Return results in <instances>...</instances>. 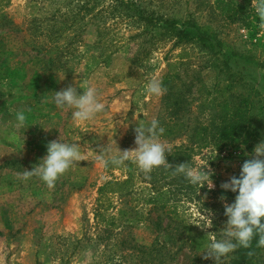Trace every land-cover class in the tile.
<instances>
[{
    "label": "rangeland",
    "instance_id": "obj_1",
    "mask_svg": "<svg viewBox=\"0 0 264 264\" xmlns=\"http://www.w3.org/2000/svg\"><path fill=\"white\" fill-rule=\"evenodd\" d=\"M141 1L209 28L234 59L225 63L218 48L197 42L136 36L141 28L116 17L111 0H89L90 12L81 9L85 0H0V264H215L202 252L223 235L224 204L236 195L221 185L238 177L264 142V26L255 12L264 0ZM153 77L165 89L159 97L146 93ZM68 86L78 94L95 88L106 110L93 121H73L70 109L51 101ZM177 95L185 101L180 111ZM243 99L256 123L237 141L218 143L212 126L220 124L222 106ZM19 111L27 116L24 129L16 126ZM152 119L172 149L167 162L206 167L212 188L164 166L145 174L131 163L95 161L94 150L108 139L121 151L135 148L136 124ZM60 139L87 145L84 161L53 188L37 176L18 179ZM207 210L211 227L192 224Z\"/></svg>",
    "mask_w": 264,
    "mask_h": 264
},
{
    "label": "clouds",
    "instance_id": "obj_2",
    "mask_svg": "<svg viewBox=\"0 0 264 264\" xmlns=\"http://www.w3.org/2000/svg\"><path fill=\"white\" fill-rule=\"evenodd\" d=\"M255 12L264 26V3L257 4ZM64 78L65 75L59 79ZM164 92L160 80L153 77L148 81L146 86L148 95L159 97ZM52 93L54 95L51 101L55 107L61 110L70 109L72 119L77 123L93 121L106 110L105 104L98 97L97 90L91 86L83 89V94H78L77 87L74 86ZM15 121L18 128L24 129L27 125V116L23 111H19L15 113ZM117 123L126 126L128 122ZM134 131L135 148L121 151L113 138L114 143H109L108 139L106 146L93 149L96 152L95 161L103 167H121L131 163L145 174L164 166L172 168L174 174L183 175L193 186L213 187L212 174L205 171L206 167H192L188 163H182L173 168L167 162L166 156L172 149L159 140V135L164 129L159 126L157 119L145 124H136ZM46 148V155L33 170H25L18 175V179L28 180L32 176H37L48 188H53L59 176L77 162L84 161L82 154H86L88 146L82 147L77 142L67 143L60 139L59 142H49ZM254 154V158L245 160L242 164L238 177L233 176L221 185L222 189L236 195L234 202L224 204V215L227 220L222 230L223 235L219 239L210 238L202 252L206 253L204 259H214L215 264H222L223 258L239 248H249L254 238L258 237L256 241L258 247H264V142L254 148ZM207 211L208 215L202 214L201 219L192 224L201 229L211 227L209 224V221L212 223L211 212Z\"/></svg>",
    "mask_w": 264,
    "mask_h": 264
},
{
    "label": "trees",
    "instance_id": "obj_3",
    "mask_svg": "<svg viewBox=\"0 0 264 264\" xmlns=\"http://www.w3.org/2000/svg\"><path fill=\"white\" fill-rule=\"evenodd\" d=\"M79 1L82 2L84 0ZM111 2L109 9L116 17L129 19L138 24L141 28V33L136 36L139 35L144 38L149 37L150 40L159 36H167L175 39L178 44L197 42L201 47L212 51L218 48L217 53L225 60V63L234 59L233 57L236 55L235 52L229 48L225 42L219 40L216 34L210 31L209 28H203L190 20H179L173 14H166L159 10L149 8L141 0H111ZM90 3L92 2L85 0L81 9L84 12H90L93 9L92 6H89ZM176 76V74H173L170 77L174 80ZM170 82L172 81L165 79L163 84H170ZM179 100L185 105L184 99L177 95L173 100L174 108L178 109L181 106L182 102ZM239 102L238 106L236 105L231 109L228 102H225L222 106L223 115H220L221 122L218 125L212 126L214 138L218 143L225 144L229 143V141H237L250 129V125H253V122L256 123L251 110H249L248 100L243 99ZM182 109L183 108L180 107L178 111ZM166 127L169 129L168 126ZM195 129L197 132V126ZM200 133L201 132H199L198 135H200ZM166 134H170V132L167 131ZM128 183L129 180L123 184L127 185ZM257 239L258 237L253 239L249 248L237 249L227 264H264V260L261 259V252L264 250V247L257 246Z\"/></svg>",
    "mask_w": 264,
    "mask_h": 264
}]
</instances>
